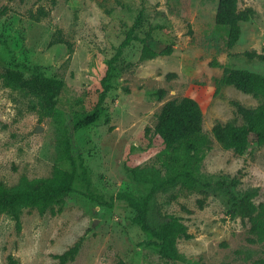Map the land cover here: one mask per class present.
<instances>
[{
  "label": "rangeland",
  "instance_id": "374dc122",
  "mask_svg": "<svg viewBox=\"0 0 264 264\" xmlns=\"http://www.w3.org/2000/svg\"><path fill=\"white\" fill-rule=\"evenodd\" d=\"M218 2L0 0V181L6 187L50 177L56 166L70 169L65 122L93 113L111 62L101 115L75 131L89 184L77 163L73 191L53 210L22 209L20 231L13 216L0 214V264H10L9 256L18 264H59L57 256L78 242L66 264H254L264 258V241L250 222L227 214L249 190L253 203L264 205V144L239 155L211 132L216 122L242 124L232 102L264 104L221 82L227 68L264 74V0H239V9L252 8L254 15L241 23L232 48L227 29L215 22ZM38 73L63 82L53 107L28 85ZM159 89L166 90L162 99ZM184 96L202 109V131L191 139L195 150L167 148L155 132L163 105ZM184 165L189 175L156 193L148 214L155 228L170 216L187 226L191 238L177 240L187 260L173 262L133 222L129 204L111 197L148 194L152 184L136 181L135 169L157 170L161 183Z\"/></svg>",
  "mask_w": 264,
  "mask_h": 264
},
{
  "label": "trees",
  "instance_id": "16d2710c",
  "mask_svg": "<svg viewBox=\"0 0 264 264\" xmlns=\"http://www.w3.org/2000/svg\"><path fill=\"white\" fill-rule=\"evenodd\" d=\"M238 2L239 0H219L215 15L216 24L227 29L228 48H232L237 44L241 36V23L249 21L254 15L252 8L239 9ZM130 40L129 35L122 42L113 60L118 58L122 49L130 43ZM57 41L62 42L61 39ZM169 52H171L170 48L162 54ZM246 55L250 58L263 57V55L256 52H246ZM38 74L36 81L28 83V85L36 95L44 99L50 107H53L55 105L54 94L60 92L63 82L44 77L41 73ZM110 76L111 62L102 81L104 88L99 95L93 113L77 121L74 125H71L69 117L65 122L67 137L64 154L70 165L69 170L56 166L50 177L32 180L23 178L20 184L14 188L6 187L0 181V214L13 216L16 220L17 231L21 230L20 212L22 209L35 208L40 214H45L48 210H53L54 205L61 204L73 191L77 177V163L82 169L83 179L89 184V180L86 178L87 171L83 163V154L75 139V131L77 128L96 122L101 115L107 93L111 89L108 82ZM221 82L233 86L245 94L264 98V74L246 69L227 68ZM156 93L158 98L162 99L166 94V90L159 89ZM232 104L236 108V113L241 117L242 124L216 122L211 132L224 149H231L239 155L251 153L264 144V104L253 108L245 107L235 101ZM202 127L203 114L200 104L196 99L184 96L181 99L167 101L163 105L157 116L155 132L167 148L171 149L177 145H186L188 149L195 150V145L191 142V139L201 133ZM188 173L189 171L184 165L182 170L170 171L163 182L156 183L157 170L137 171L135 169L132 174L136 181L152 184L148 194L141 199H137L127 192H120L111 197V203L115 200H125L129 204L136 213L133 222L149 237L156 238L159 241L158 247L161 256L173 262L187 260L177 248L178 239L191 238L187 226L182 223L181 218L170 216L167 221L162 222L155 228L149 225L148 214L155 194L177 181L185 180L186 176L189 175ZM254 196L255 191L249 190L236 197L234 209L227 214L230 217L238 216L241 219H247L251 224V232L256 234L259 240L264 241V205H255L252 200ZM200 206H202V203H200ZM80 246L81 243L78 242L65 253L58 255L59 264H66L68 261L74 260ZM8 259L10 264H18L11 256ZM254 264H264V258L256 260Z\"/></svg>",
  "mask_w": 264,
  "mask_h": 264
}]
</instances>
